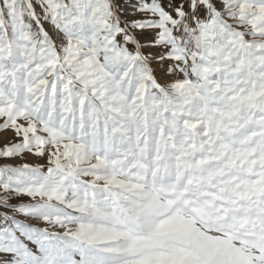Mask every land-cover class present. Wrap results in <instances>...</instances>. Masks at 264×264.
<instances>
[{
  "label": "snow or ice",
  "instance_id": "obj_1",
  "mask_svg": "<svg viewBox=\"0 0 264 264\" xmlns=\"http://www.w3.org/2000/svg\"><path fill=\"white\" fill-rule=\"evenodd\" d=\"M0 264H264V0H0Z\"/></svg>",
  "mask_w": 264,
  "mask_h": 264
}]
</instances>
